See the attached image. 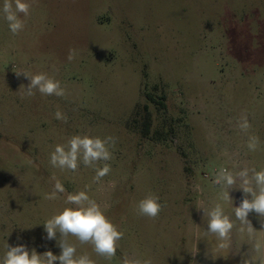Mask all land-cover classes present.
Segmentation results:
<instances>
[{
    "label": "rangeland",
    "instance_id": "1",
    "mask_svg": "<svg viewBox=\"0 0 264 264\" xmlns=\"http://www.w3.org/2000/svg\"><path fill=\"white\" fill-rule=\"evenodd\" d=\"M27 2L30 15L21 14L25 28L18 35L0 11V264L7 243L59 255L43 224L80 191L100 204L123 238L107 259L69 235L77 257L95 264L255 260L254 246L264 240L259 218L249 215L250 236L234 214L242 190L224 201L214 179L221 168L233 174L264 168V0ZM15 72L46 73L65 95L26 97L20 85L29 81ZM57 111L67 122L55 118ZM245 115L247 131L239 127ZM85 134L115 139L112 159L95 165L111 167L99 182L94 167L81 163L73 172L50 164L58 144ZM250 136L259 139L255 151L247 147ZM57 180L66 191L49 199ZM150 194L163 205L155 219L138 212ZM216 203L234 223L227 249L206 234L203 210Z\"/></svg>",
    "mask_w": 264,
    "mask_h": 264
},
{
    "label": "clouds",
    "instance_id": "2",
    "mask_svg": "<svg viewBox=\"0 0 264 264\" xmlns=\"http://www.w3.org/2000/svg\"><path fill=\"white\" fill-rule=\"evenodd\" d=\"M32 5L27 0H4L2 13L6 20L9 30L13 35H18L25 28V21L21 18L30 15ZM67 59H75V51L70 50ZM17 77L23 75L29 83L25 86L20 85L23 95L32 97L35 92L45 96L55 95L62 97L65 95V89L61 82L46 73L30 75L26 72H15ZM55 118L67 122V117L60 111L55 113ZM239 127L247 131L250 127L247 116L241 117ZM259 143L258 137L250 136L247 147L255 151ZM109 144L114 145L115 139L112 137L100 138L90 135H74L64 145L58 144L50 155V164L61 170L67 169L75 172L81 163L87 167L95 168L94 180L99 182L111 171L109 164L104 163L103 167L95 165L112 159V153L109 150ZM251 173V175H250ZM239 182V187L237 183ZM214 184L222 189L221 198L224 201H233L230 191L240 189L243 197L238 206L234 207L235 218L242 225H247L248 234H253L254 228L248 219L250 214H256L264 230V168L257 171L255 168H243L233 174L226 168H221L216 174ZM65 187L58 180L54 185V191L49 195V199H55L57 193H64ZM66 203L71 205L65 207L58 214L53 215L44 224V232L48 241L55 240L60 248V254L54 255L51 250L38 254L35 248L29 251L23 244L15 246L7 243V251L3 257L2 264H95L88 255L76 256V246L68 242L69 235L75 236L81 244H91L93 251L104 258L111 259L116 255L117 244L123 238V233L106 216L100 204L91 199L86 191H80L75 194H68ZM138 212L142 216L155 219L163 209L159 202V197L148 195L138 202ZM198 210L200 208H197ZM207 215L208 223L206 234L214 235L220 243V249L230 247L231 232L234 227L233 221L225 214L224 208L220 203H216L211 210H203ZM243 232L244 229L241 228ZM59 234V235H58ZM21 239V237H17ZM255 251L259 254L255 260L243 259L242 264H264V240L257 241ZM123 264H151L150 260L143 262L139 260L125 259Z\"/></svg>",
    "mask_w": 264,
    "mask_h": 264
},
{
    "label": "trees",
    "instance_id": "3",
    "mask_svg": "<svg viewBox=\"0 0 264 264\" xmlns=\"http://www.w3.org/2000/svg\"><path fill=\"white\" fill-rule=\"evenodd\" d=\"M149 126H150V115L148 112H145L142 118V132L144 136L148 134Z\"/></svg>",
    "mask_w": 264,
    "mask_h": 264
}]
</instances>
